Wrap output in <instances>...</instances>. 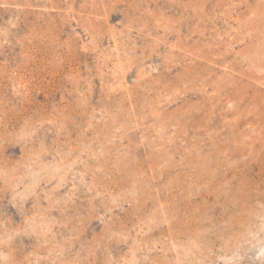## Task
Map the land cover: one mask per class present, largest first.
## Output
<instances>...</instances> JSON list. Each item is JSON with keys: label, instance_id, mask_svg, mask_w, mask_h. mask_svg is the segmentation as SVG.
<instances>
[{"label": "rangeland", "instance_id": "rangeland-1", "mask_svg": "<svg viewBox=\"0 0 264 264\" xmlns=\"http://www.w3.org/2000/svg\"><path fill=\"white\" fill-rule=\"evenodd\" d=\"M0 264H264V0H0Z\"/></svg>", "mask_w": 264, "mask_h": 264}]
</instances>
